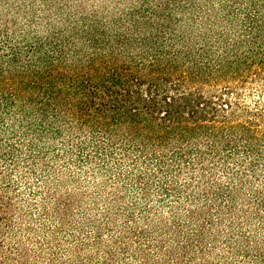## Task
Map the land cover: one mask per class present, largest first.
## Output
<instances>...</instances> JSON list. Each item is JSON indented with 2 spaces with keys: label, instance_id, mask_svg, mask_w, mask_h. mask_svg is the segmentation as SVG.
Instances as JSON below:
<instances>
[{
  "label": "trees",
  "instance_id": "1",
  "mask_svg": "<svg viewBox=\"0 0 264 264\" xmlns=\"http://www.w3.org/2000/svg\"><path fill=\"white\" fill-rule=\"evenodd\" d=\"M0 264H264V0H0Z\"/></svg>",
  "mask_w": 264,
  "mask_h": 264
}]
</instances>
